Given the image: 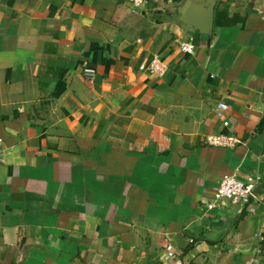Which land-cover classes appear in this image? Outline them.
Here are the masks:
<instances>
[{
  "label": "crops",
  "instance_id": "crops-1",
  "mask_svg": "<svg viewBox=\"0 0 264 264\" xmlns=\"http://www.w3.org/2000/svg\"><path fill=\"white\" fill-rule=\"evenodd\" d=\"M0 139V264H264V0H0Z\"/></svg>",
  "mask_w": 264,
  "mask_h": 264
},
{
  "label": "built area",
  "instance_id": "built-area-1",
  "mask_svg": "<svg viewBox=\"0 0 264 264\" xmlns=\"http://www.w3.org/2000/svg\"><path fill=\"white\" fill-rule=\"evenodd\" d=\"M135 8H139L144 0H131ZM182 52L186 54H192L194 51V45L183 44L181 45ZM140 70L146 72L154 77H164L169 71V65L166 59L161 57H154L146 64L140 66ZM95 70L87 68L84 70L86 78L90 81H94ZM229 109V106L225 102H219L217 105V115L222 119L223 126L229 128L230 122L225 118V113ZM206 143L209 146L219 148H235L243 144V141L233 133H221V134H209L206 137ZM2 140L0 139V145ZM2 151L0 150V163L3 162ZM257 185L254 182H245L236 175H227L220 182L213 198V207H218L223 203H228L236 206L248 205L250 202L257 198L255 195Z\"/></svg>",
  "mask_w": 264,
  "mask_h": 264
},
{
  "label": "water",
  "instance_id": "water-1",
  "mask_svg": "<svg viewBox=\"0 0 264 264\" xmlns=\"http://www.w3.org/2000/svg\"><path fill=\"white\" fill-rule=\"evenodd\" d=\"M200 13H197L194 18H192V22L198 26L210 28L212 25V13L204 11L202 12V15H199ZM202 19V20H201ZM260 192L257 189L255 191V195H259Z\"/></svg>",
  "mask_w": 264,
  "mask_h": 264
}]
</instances>
